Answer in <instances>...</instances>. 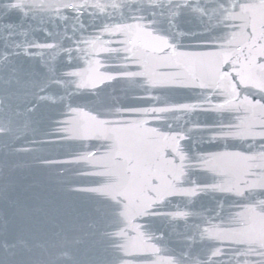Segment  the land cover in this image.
Wrapping results in <instances>:
<instances>
[{
    "label": "water",
    "instance_id": "water-1",
    "mask_svg": "<svg viewBox=\"0 0 264 264\" xmlns=\"http://www.w3.org/2000/svg\"><path fill=\"white\" fill-rule=\"evenodd\" d=\"M0 264H264V0H0Z\"/></svg>",
    "mask_w": 264,
    "mask_h": 264
}]
</instances>
